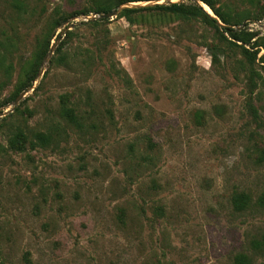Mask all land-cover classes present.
Masks as SVG:
<instances>
[{"label":"rangeland","instance_id":"374dc122","mask_svg":"<svg viewBox=\"0 0 264 264\" xmlns=\"http://www.w3.org/2000/svg\"><path fill=\"white\" fill-rule=\"evenodd\" d=\"M96 1L0 0V264H264V0Z\"/></svg>","mask_w":264,"mask_h":264},{"label":"trees","instance_id":"16d2710c","mask_svg":"<svg viewBox=\"0 0 264 264\" xmlns=\"http://www.w3.org/2000/svg\"><path fill=\"white\" fill-rule=\"evenodd\" d=\"M140 1H153V0H97L95 3V7L93 8V11L99 14H102V13L109 12L115 8H119L122 5L131 4L134 2H140ZM199 1L205 3L224 24H230L229 20L221 12L220 8L216 6L215 0H199ZM143 12H150L153 14L158 13L161 16L169 15V16H176V17H181V18H186V19L199 18L203 22L210 24L219 30L217 19L211 17L199 4L187 5L185 3L176 2V3H170V4L127 6L122 9L120 16L125 17L130 22H133L134 21L133 15L143 14ZM104 21H105L104 19H101V22H104ZM101 22H96V23H101ZM225 31L229 32V34L232 37L240 41L249 42L252 39V34H250L249 38H246L244 35H241V34L239 35L238 33L234 32L232 28H225ZM43 55L44 53L39 55L35 63L40 64ZM27 74L28 72H26V75ZM36 75H37V71H35L29 83L19 89V91L17 92V95L18 93L26 90L28 87H31V85L33 84V81L37 78ZM25 139H26V134L23 131H18L17 133H14L11 136L10 146L16 150H22ZM249 201H250V198L245 193H241L240 198L238 200H235L234 203L238 209L245 210L249 207V204H250ZM257 203L261 207H264V194L260 196Z\"/></svg>","mask_w":264,"mask_h":264},{"label":"water","instance_id":"95a60500","mask_svg":"<svg viewBox=\"0 0 264 264\" xmlns=\"http://www.w3.org/2000/svg\"><path fill=\"white\" fill-rule=\"evenodd\" d=\"M196 2H197V4H199L211 17H213V18H215V19H217V23H218V25H220V26H222L223 24L220 22V21H218V17L213 13V11L209 8V11L201 4V1H199V0H196ZM170 3H176V2H173V0H171V1H167L166 2V4H170ZM177 3H184L183 2V0H180V2H177ZM203 3V2H202ZM203 4H205V3H203ZM147 5H152V4H147ZM127 6H141V5H132V3L131 4H126V5H122V6H120L119 8H117V9H114V10H111V11H109V12H106V13H102V14H99L98 16H95V18H100V19H104V18H108V19H110V18H113V17H115V16H117L121 11H122V9L123 8H125V7H127ZM73 26V25H72ZM69 29V27L68 28H65L64 29V31H66V30H68ZM64 31L62 32V33H64ZM62 33L60 34V36H59V39L61 38V35H62ZM54 45L52 46V48L50 49V52H52L53 51V49H54ZM42 74V72H39V76ZM33 85V84H32ZM33 87L31 86L30 88H28V89H26V90H24L18 97H17V99L15 100V104H14V107L18 104V102L20 101V100H22L26 95H27V93L32 89Z\"/></svg>","mask_w":264,"mask_h":264}]
</instances>
